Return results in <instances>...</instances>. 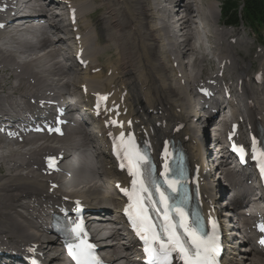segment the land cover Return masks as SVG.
<instances>
[{
	"label": "bare ground",
	"instance_id": "1",
	"mask_svg": "<svg viewBox=\"0 0 264 264\" xmlns=\"http://www.w3.org/2000/svg\"><path fill=\"white\" fill-rule=\"evenodd\" d=\"M68 1L77 9L78 30L75 33L68 32L66 26L61 25L60 13L53 12L58 6L53 0H27L25 3V8L31 10L34 16L46 18L45 27L34 30L27 26L22 33H0V118L20 120L22 115L34 111L29 104L30 99H45L46 93L53 92V89L57 93H68L75 90L78 79L79 86L85 85L88 89V95L113 92L111 100L116 103L121 102L122 93L126 91L123 104L127 106L128 113L125 119L131 118L136 126H144L156 150L162 148L161 143L165 139H172L175 146L186 152L193 168L202 159L203 147L200 141L203 133L195 132L194 128L196 125L205 128L208 123H214L215 114L199 112L193 125L194 116L189 113L192 103L185 95L204 73L207 58L214 55L217 61L213 62L218 66L224 62L227 68L217 67L215 78L210 79L219 80L220 72L224 71L219 82H225L231 92L230 102L219 109L216 107L217 115L222 116L229 109L231 118L238 120L242 117V125L253 130L256 140L264 142V88L260 86L264 84V63H259L264 61V55H258L256 67L262 71L263 81L260 85L251 86L247 77L252 61L241 64V55L236 50L238 48L240 53H244L247 36L220 25L217 0ZM162 1L168 7H159ZM174 7L178 8V20L173 23L170 19L175 16ZM169 23L171 26L179 24L175 32L168 30ZM203 24L206 27L201 26ZM39 34L45 35L42 40ZM76 35H80V42L85 48L84 57L89 61L83 73L70 65L72 46L78 43L75 42ZM42 48L47 49L46 53L37 55ZM57 57H63L64 64ZM168 60L171 65L176 63V67H169ZM231 70L233 73H230ZM108 71L111 76L106 77L104 72ZM178 74L182 76L178 78ZM204 116L205 120L200 121ZM226 122L227 119L222 120L221 128ZM96 133L102 134L101 138L91 143L86 139L89 133L79 129H70L63 141L57 139L60 141L57 146H51L47 139L38 136L23 144L0 142V245L22 248L38 242L47 246L51 235L44 227L50 211H63L62 207L56 206L60 197L75 195L84 201L89 211L102 209L104 215L109 216L101 218L102 215L91 214L99 220L94 235L98 237L97 242L107 260L111 264H133L136 256L134 252L128 253L132 239L124 233L119 216L112 218L110 215L114 208L108 205L113 206L118 200L113 197L110 187L103 189L99 184L92 185L87 172L86 180L83 177L80 187L72 185V188H77L72 193L64 191L68 182L62 181L63 190L49 194L48 178L33 170L34 166L40 165L42 156L56 150L57 153L63 151L64 160H69L68 172H75L77 166L80 169L84 167L85 172V168L91 166L95 177H110L109 184L123 181L111 165L101 124L93 132L90 131V136ZM207 137L210 139L209 133ZM89 147L94 150L93 155L88 154ZM230 174L231 171H228V175L224 173L223 177L236 180V183L229 184L232 186L230 193L235 194L233 200L229 199L231 203H227L226 211H237L241 201H246L244 208L256 212L257 200L248 198L255 195L252 189L256 187L245 185L248 179L243 178H248L246 174L239 177ZM219 180L212 190L206 186L202 188L203 195H207L215 206L226 200V189ZM215 190L217 196L211 192ZM99 194L102 196L99 197ZM86 196L91 197L92 202ZM236 230L231 228L230 231L233 242L247 247H236L234 257L224 264H260L261 253L249 247V239L238 241ZM57 264H62V261H57Z\"/></svg>",
	"mask_w": 264,
	"mask_h": 264
},
{
	"label": "rangeland",
	"instance_id": "2",
	"mask_svg": "<svg viewBox=\"0 0 264 264\" xmlns=\"http://www.w3.org/2000/svg\"><path fill=\"white\" fill-rule=\"evenodd\" d=\"M218 2H221L222 0H217ZM203 2V1H202ZM205 13V12H204ZM176 17V16H175ZM172 18V17H171ZM172 22V21H171ZM64 23H65V21H64ZM63 23V25L65 26V24ZM174 23V22H173ZM175 25V24H174ZM177 25L179 26V24L177 23ZM201 26H204V27H206L204 24L203 25H201ZM177 27V26H176ZM175 27V28H176ZM66 29H67V31L69 32V28L66 26ZM224 29H227V28H224ZM229 30H234V31H239L242 35H246L247 36V48H246V50L244 51V53H240L239 51H238V48L236 49L237 50V53H238V55L240 54L241 56H239L241 59H240V63L241 64H244V63H246V61L247 60H251L252 62V67L250 68V69H248L249 71H248V74L251 76V71H252V69H254V66H255V63L259 60L258 58H257V55H258V46H260L259 44H261L262 42H264V34H261V35H256V34H253V32L250 30V29H248V28H246V27H239V28H228ZM194 38V37H193ZM239 39H242V37H239ZM238 39V40H239ZM246 52V53H245ZM63 57H59V59L60 60H63L62 59ZM71 58V57H70ZM246 58V59H245ZM244 60V61H243ZM101 61H103V59L101 60ZM100 61V62H101ZM168 62H169V60H168ZM264 63V61H259V63ZM72 63H70V65H71ZM169 64H170V62H169ZM168 64V66L170 67V65ZM207 65V66H206ZM73 66V65H72ZM215 68H216V65L214 64V62H212V61H207L206 63H204V66H203V69H204V73H202V75H204V76H208V77H210L211 75H212V73L213 72H215ZM230 73H233V70H231L230 71ZM84 76V75H83ZM82 78V76H79V78ZM79 83V79H78V82H77V84H76V87L79 85L78 84ZM75 87V90H72V92H76L77 90L79 91V89H77ZM72 89V88H71ZM188 100L189 101H191V102H194V99H193V97H192V95L191 94H189L188 96ZM88 138V139H87ZM86 139L88 140V141H90L89 143H91V141H92V139H94L92 136H91V138H90V135L88 136H86ZM63 141V140H62ZM53 144V143H52ZM62 144V143H61ZM60 145V144H59ZM39 162V161H38ZM86 169V168H85ZM83 170H84V167H83ZM90 174H92V173H90ZM92 176H94L93 174H92ZM65 179L67 178V175L64 177ZM99 182L101 183V185H105V186H110V185H107V177H103V176H101V179H99ZM223 185L225 184V185H227V183L226 182H223V180H221L220 181ZM91 183H93V181L91 182ZM98 196H102V194H99ZM112 243V242H111Z\"/></svg>",
	"mask_w": 264,
	"mask_h": 264
},
{
	"label": "trees",
	"instance_id": "3",
	"mask_svg": "<svg viewBox=\"0 0 264 264\" xmlns=\"http://www.w3.org/2000/svg\"><path fill=\"white\" fill-rule=\"evenodd\" d=\"M240 2L244 21L253 28H264V0H224L222 12L227 23H237Z\"/></svg>",
	"mask_w": 264,
	"mask_h": 264
},
{
	"label": "snow or ice",
	"instance_id": "4",
	"mask_svg": "<svg viewBox=\"0 0 264 264\" xmlns=\"http://www.w3.org/2000/svg\"><path fill=\"white\" fill-rule=\"evenodd\" d=\"M262 230H264V229H262ZM262 243H264V241H262ZM88 248L91 249V245H89Z\"/></svg>",
	"mask_w": 264,
	"mask_h": 264
}]
</instances>
